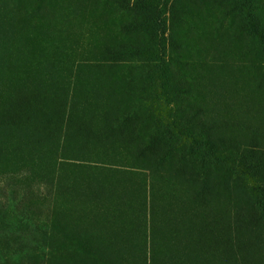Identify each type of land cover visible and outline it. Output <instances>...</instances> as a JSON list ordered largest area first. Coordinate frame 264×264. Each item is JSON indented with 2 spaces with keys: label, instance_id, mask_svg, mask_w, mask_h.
Wrapping results in <instances>:
<instances>
[{
  "label": "rangeland",
  "instance_id": "rangeland-1",
  "mask_svg": "<svg viewBox=\"0 0 264 264\" xmlns=\"http://www.w3.org/2000/svg\"><path fill=\"white\" fill-rule=\"evenodd\" d=\"M0 264H264V0H0Z\"/></svg>",
  "mask_w": 264,
  "mask_h": 264
},
{
  "label": "trees",
  "instance_id": "trees-1",
  "mask_svg": "<svg viewBox=\"0 0 264 264\" xmlns=\"http://www.w3.org/2000/svg\"><path fill=\"white\" fill-rule=\"evenodd\" d=\"M179 91H181V90H179ZM182 108H183L184 111L194 110L195 109V105L192 102H190V101H186V103H185V99H184L183 100V104H182Z\"/></svg>",
  "mask_w": 264,
  "mask_h": 264
}]
</instances>
